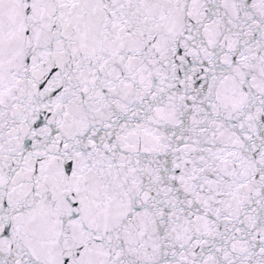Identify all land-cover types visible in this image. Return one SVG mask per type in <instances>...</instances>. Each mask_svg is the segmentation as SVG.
I'll list each match as a JSON object with an SVG mask.
<instances>
[{
	"label": "snow or ice",
	"instance_id": "6c2138e0",
	"mask_svg": "<svg viewBox=\"0 0 264 264\" xmlns=\"http://www.w3.org/2000/svg\"><path fill=\"white\" fill-rule=\"evenodd\" d=\"M0 264H264V0H0Z\"/></svg>",
	"mask_w": 264,
	"mask_h": 264
}]
</instances>
